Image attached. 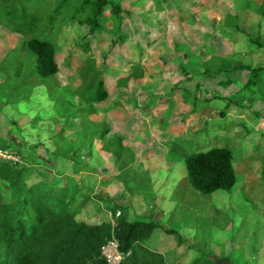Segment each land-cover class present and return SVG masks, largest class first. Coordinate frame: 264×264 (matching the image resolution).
<instances>
[{
	"label": "rangeland",
	"instance_id": "1",
	"mask_svg": "<svg viewBox=\"0 0 264 264\" xmlns=\"http://www.w3.org/2000/svg\"><path fill=\"white\" fill-rule=\"evenodd\" d=\"M110 1L129 11L120 17L129 41L94 43L100 57L110 53L106 87L121 95L114 80L131 61L144 74L122 92V106L101 114L135 138L128 158L118 161L92 145L95 124L71 98L85 57L77 44L87 31L62 18L37 35L56 44L63 90L51 78L36 80V56L20 55L24 38L0 26V150L13 167L34 163V176L66 185L80 220L160 223L144 243L168 263L264 264V84L247 88L253 69H264L262 0ZM107 26L117 29L113 17ZM168 81L189 93H173ZM216 92L239 102L206 101ZM215 147L232 150L238 181L231 192L202 195L187 180L185 159ZM105 254L110 263L121 256L113 244Z\"/></svg>",
	"mask_w": 264,
	"mask_h": 264
},
{
	"label": "trees",
	"instance_id": "2",
	"mask_svg": "<svg viewBox=\"0 0 264 264\" xmlns=\"http://www.w3.org/2000/svg\"><path fill=\"white\" fill-rule=\"evenodd\" d=\"M128 12L110 0H0V26L24 38L18 50L20 55L30 50L36 56V80L51 78L60 89L62 86L56 78L61 65L57 61L56 44L39 37L37 32L42 25L59 24L57 21L61 18L64 24L75 21L87 31L82 42L77 44L85 57H82V65L76 66L80 81L75 83L71 98L78 100L84 113L95 124L90 134L92 145L100 144L101 151L111 153L118 161L128 158L129 144L135 138L130 137L126 128L119 125L110 127L107 121L101 119V114L114 113V107L122 106V92L132 89L133 82L142 79L144 74L135 61L126 63L131 69L114 80L121 95H112L104 79L110 53L100 57L94 43L104 41L105 37L115 46L118 42H128L129 36L121 33L120 20L121 15ZM260 12L264 15V0ZM110 17L117 22L119 30L107 26ZM150 47L148 41L146 48ZM181 70L191 80L183 67ZM262 71L263 68L253 69L247 88L255 80L264 84ZM168 82L173 93H189L187 88ZM201 84L199 82L195 87L201 90ZM222 84L228 85V82ZM67 91L69 93V89ZM215 97H221L227 106L232 100L239 102L217 92L212 97L207 96L206 101ZM190 99L193 104L196 103L194 98ZM185 163L190 186L202 195L231 192L237 184L235 157L227 147L195 152L186 157ZM30 164L17 168L0 158V264H110L104 248L112 241L117 244L121 255L119 264H180L168 263L161 251L153 250L144 243L162 227L160 223L147 219L130 221L125 217H117L114 223L80 220L73 207L74 196L68 187L49 175L34 176L35 164ZM167 232L175 233L171 230ZM200 263L211 264L195 262Z\"/></svg>",
	"mask_w": 264,
	"mask_h": 264
},
{
	"label": "built area",
	"instance_id": "3",
	"mask_svg": "<svg viewBox=\"0 0 264 264\" xmlns=\"http://www.w3.org/2000/svg\"><path fill=\"white\" fill-rule=\"evenodd\" d=\"M3 149H1L0 150V157H2V158H4V159H6L5 161H7V162H9L11 165L14 163V162H11V156H8V152L7 151H2ZM23 157L21 156V159H22ZM20 161V160H19ZM22 161V160H21ZM15 164V163H14ZM14 166V165H13ZM16 166V165H15ZM118 215H120V212H118ZM108 244H113V245H115L116 246V248H117V244L114 242V241H112V242H109ZM117 250H118V248H117ZM104 251H105V248H104ZM107 256V255H106ZM108 258V257H107ZM108 260H109V258H108ZM120 260H121V256H120V259L118 260V261H116V262H114V263H110V260H109V263L110 264H119L120 263Z\"/></svg>",
	"mask_w": 264,
	"mask_h": 264
},
{
	"label": "crops",
	"instance_id": "4",
	"mask_svg": "<svg viewBox=\"0 0 264 264\" xmlns=\"http://www.w3.org/2000/svg\"><path fill=\"white\" fill-rule=\"evenodd\" d=\"M187 71V70H186ZM188 72V71H187ZM189 77L191 78V76L189 75ZM188 82H190V80H188L189 78H185ZM179 86H183V87H185V88H187L185 85H181L180 83L178 84ZM177 94V93H176ZM179 94V93H178ZM177 94V95H178ZM171 97H173V95L171 96ZM191 98V97H190Z\"/></svg>",
	"mask_w": 264,
	"mask_h": 264
}]
</instances>
